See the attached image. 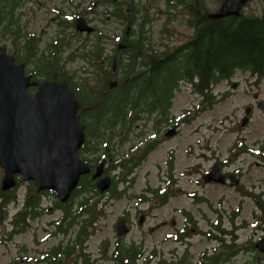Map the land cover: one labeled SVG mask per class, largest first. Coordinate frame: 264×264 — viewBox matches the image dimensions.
<instances>
[{"label": "flooded vegetation", "instance_id": "flooded-vegetation-1", "mask_svg": "<svg viewBox=\"0 0 264 264\" xmlns=\"http://www.w3.org/2000/svg\"><path fill=\"white\" fill-rule=\"evenodd\" d=\"M107 1L108 3L106 0H100V2L105 4H103V9L98 10L99 13L102 10L107 16H109L111 8L113 7L111 6L112 1H121L124 7L130 3V0ZM47 6V0H12L11 7L14 12V19L17 18V21L11 25L9 30L13 32H16L17 30L22 31V29L37 31L39 29L38 26H41L42 31H44V28L52 30L51 27L57 28L59 32L74 30L75 33L72 36L73 40H78L76 41L78 44H83L85 38L80 37V35L91 34L93 31L95 33L99 27L88 17V13L75 11V0H62L61 4H58L51 9L47 8ZM125 9L129 10V7L127 6ZM48 10L52 13L51 20L39 24V19L44 20ZM98 11L91 10L89 12L98 13ZM24 15L27 16L23 21ZM79 16H84L87 21L95 27V29L91 32L78 30L76 21ZM113 16L114 18H117L114 14ZM118 19L124 24L127 23V26L121 34L116 36L117 40L115 42L117 47L115 48L114 53H110V55H113L112 61L109 62L106 61L105 58L102 59L103 63H107L106 67L109 70L107 83H109L111 78L117 79L118 81L120 80V74L117 72L118 59L121 56L127 55L128 52H125L128 48L127 44L122 48H118V43L121 41L124 42L123 38L125 34H130L131 27L128 28V26H131V23L129 18L122 19L119 17ZM104 21L108 22L107 20ZM58 35L59 34H56L54 37L56 38ZM59 36L58 39H55L51 43L52 47L50 51L46 53V51H42V47L38 45V39L36 36L29 35L25 31L24 45L10 51L15 55L17 62L25 63L26 73L31 75L32 79L43 80L53 77L59 78L58 74H62V72L66 71V74L73 75V80H75V53L77 54V52L74 49V53H72V56L74 57L72 60L74 67H69V61L65 62L62 59V51L66 48L62 44H70L68 42L71 37L65 36L64 38V35ZM165 49H158V52L164 51ZM37 52H40V55L34 60ZM46 55L50 56V60H56L55 67L41 66ZM165 55H167V53ZM115 57L117 58V62L116 68L114 69L113 60ZM59 64L63 67L59 68ZM86 65H89L92 70L87 73L84 71L81 76H78L80 79H85L87 78L84 75L86 73V76L90 75L91 78H94L98 72L96 71L95 66L89 61L85 62L82 66L85 70H87ZM62 79L66 78H61L60 80ZM81 82H76V85L74 84V86L71 87L81 101V106L78 112L81 115V121L84 124L86 131V139L80 147V155L90 165L91 169L88 173L82 175L78 186H80V183H83L86 179L92 180L95 185L94 187H96L94 189L99 190L97 194L105 195L109 198L105 200H91L87 205L86 200L75 199L77 190L74 188L70 198L63 201L58 197L57 192L54 189L39 190L37 184L32 182L33 180H23L21 176L18 177V180L31 181L30 183H33L35 188V192L32 193L31 196L40 192L41 200L38 202L28 200L27 202L26 194L30 191L29 187H27L24 192L22 205L13 217L14 221H22L24 227H27L28 224L32 225V221L35 218H42L43 215L49 214L50 218L47 220V223L53 225V228H50V231L45 232L46 236H44L42 240L45 241L49 237H54L56 235L72 237L71 243L66 246L60 241L49 248H44L39 253L40 256L38 258H36V256L29 258V263L31 261H37L39 264L77 263L81 254L78 253L75 255V250L79 249L80 252H82L83 249L87 250L88 239L91 237L88 235L89 230L87 229V226L89 228L90 225H93L96 228L94 234L99 237V233L103 230H97V220L100 218L101 213H103L105 217H109L110 215V212L106 211V205L104 203L112 204L118 201L117 198L124 196L125 192L133 185L125 183V188L119 189L118 184L115 183V176H117V174L113 173L115 168L117 171L128 169L125 175L130 174L137 166L142 165L146 161L149 153L157 148L161 141L169 136L172 137L173 129L172 131H169V128L172 126L177 127L178 132V124H171L168 120L166 123H169V125H167L164 130H159V128L156 130V133L162 137L160 140L153 138L144 143L142 147H137L134 150L132 147L126 148L124 152H121L122 156H120L119 162L113 165L109 160H115L113 158L114 155H108L107 151L117 154V150L120 149V137L117 140L112 139L113 142H110L111 135L109 131L107 136L108 139L106 141L103 140L101 143L98 142L99 137H95V135L98 133L97 127L100 124V121L93 118H86V113L91 110L92 105H88L85 102L88 89H86L87 87L83 89L79 85L82 84ZM118 84H116L115 87H117ZM29 90L34 93L36 87L31 86ZM248 92L256 99V101H250L249 104L246 105V108L250 107V112L244 114L242 117H248L247 123L250 122L255 109H262L264 107V91L249 89ZM223 95L227 96L229 95V92H225ZM169 109L166 113H160L163 118L159 119L158 123L166 121L165 116L168 114ZM157 126V121L155 120L154 127L157 128ZM119 130H123L120 136L126 135L125 128H120ZM131 132L132 129L130 130V133ZM130 139L131 137L129 134L128 138L121 143H126V141H130ZM261 141L263 142V151L260 153H251L250 151H247L246 148H241L236 143H233V147L230 151L232 156H228L227 158H214V160H212L206 167H203V159L200 156L201 154L199 155L200 161L198 163H193L189 157L185 164V169L181 171L180 174L185 176L195 174L196 177L192 178V180L197 182L196 185L201 188L200 192L199 189H187L185 186L187 184L180 186L178 179L177 183H171L172 180H176V166L179 163L176 154L171 151L168 152L165 164L168 163L169 165L167 174H169L170 177L164 176L162 178V181H167L168 184H145L141 189L135 191L132 194L134 199L126 207L120 210L114 223H112L110 227L103 228L106 230V235L101 237L100 240L101 245L106 247L105 250L100 252L97 259H87L85 254L82 264H109V260L112 261V264H139L141 258L145 260L144 264H209L210 259H213L210 262L223 264L224 262L232 260L241 250L249 251L251 249L258 252L256 257L255 255L253 256L254 261L252 262L264 264V250L258 246L259 240L264 238V137ZM110 147L111 150H109ZM121 148H123V146ZM235 148H238V150L235 151ZM139 151L140 153H138ZM96 152H99L100 155H97ZM87 153L90 155H86ZM158 166H162V163L158 162ZM258 167H261L262 169L258 170ZM212 168H215L216 170L219 169L214 175L221 179L217 180L211 176L205 177V174ZM254 168H256V170L255 172H252ZM95 172H100L101 175L94 177ZM158 172L159 169L155 168L152 171V173H156L158 179H160ZM246 173H248V182L246 180ZM107 175L112 177V183L109 188L101 191L97 186V181L100 177ZM21 184H23V182ZM208 184L216 185L217 188L221 189L223 192H225L227 187L233 188V196L237 197V201L227 217L229 224L224 219L221 211L215 210L217 216L212 219L211 216H213V214L209 211V205L206 206L207 208H202L201 204L203 202L206 203L207 200H210L212 203V197L206 195L205 192V188L209 186ZM53 191H55V193ZM48 193L56 195L57 199L53 203L45 205L43 195ZM185 198H190L189 201L193 204V207H189V201L182 203ZM229 198V195H220L218 200L219 202H223V200ZM17 200L18 197L12 202ZM247 202L254 204V207L250 212L251 215L253 214V220L249 222L245 216L237 222V219L243 215L245 204ZM165 208H167L166 216L163 211ZM6 210L7 208L5 206H0V218L5 215ZM248 214L249 211L247 212V216ZM254 221L257 223L254 225L256 227L253 234L258 233L255 237L257 240L253 241L251 238L248 239L250 241L244 242L241 246L237 245L235 240L241 236V231L249 230V225H252ZM202 223L210 224L211 229L208 230L207 228L202 227ZM165 226L168 228L166 233L159 237L157 233H159ZM75 228H77L76 239ZM218 230L220 233L214 234V232ZM72 231H74V234L71 236L70 234ZM198 235L203 237L209 236L210 239L218 240L219 243L217 246H213L211 252L208 251V249L193 251L190 249L191 246H199L201 242H203L201 238L196 243L192 242V239ZM227 235L233 237L234 241L232 243L226 239ZM168 239L172 240V246L168 250H164L162 246L165 243V240ZM81 240L82 243L79 244L78 242ZM79 245H81V247H79ZM111 247H113V249L109 251V248ZM250 263L251 261L249 260L243 262V264Z\"/></svg>", "mask_w": 264, "mask_h": 264}, {"label": "rangeland", "instance_id": "rangeland-1", "mask_svg": "<svg viewBox=\"0 0 264 264\" xmlns=\"http://www.w3.org/2000/svg\"><path fill=\"white\" fill-rule=\"evenodd\" d=\"M42 1V0H41ZM44 1V0H43ZM141 3L142 6L146 9V12L149 13V19L147 23L144 25V34L147 36L149 43L155 47V49H165L171 51L183 44L186 40H188L193 34V26L190 23V15L188 13V8L186 5L180 0H136ZM208 8L210 10H215L221 4L220 0H205ZM48 6L47 8L51 9L54 6L61 4L62 0H47ZM103 2L100 0H75V11L86 12L88 13V17L93 20L96 26H99L102 31L99 30V35H101V45L103 47V51L105 54L114 53L116 45V36L121 34L122 31L126 28L127 23H123L120 19L114 18L112 15L109 16L103 15L102 13H93L89 11H98L103 9ZM128 5H125L127 7ZM245 13H255L261 14L264 12V0H249V2L244 6ZM102 11V10H101ZM100 14V15H98ZM24 15L23 21L25 20ZM145 16H140V19H146ZM52 18V13L48 10L46 14V18L44 20L39 19L38 23L43 24L45 21H50ZM107 20L108 22H105ZM39 29L30 30V29H22V32H27L29 35H35L38 39V45L42 47V51H46L48 53L52 47V42L55 39H58L59 35L70 36V40L68 43L70 44H62L66 48L62 51V59L63 61H69V67H74V63L72 60L74 57L72 53H74V49L77 52L75 53V78L83 89L90 88L94 90V87H91L93 80L97 83L98 87L107 86V81L97 80V77L100 78V72L91 78V76H86L88 71H91L89 65H86L87 70L83 69L82 66L85 62H88L85 53L93 48V43L96 41V34L94 31L91 34L80 35V37H84L85 41L83 44H78L73 40L74 30H69L66 32H59L57 28L51 27L52 30H47L44 28L42 31L41 26H38ZM137 28L138 26H134ZM59 34L56 38L54 35ZM138 32L136 30L135 35ZM0 43L6 45L8 50H12L14 48H20L25 43V39L22 37H17L15 33L11 30H8V35L0 38ZM72 44V45H71ZM50 45V46H49ZM68 47V48H67ZM165 51V50H164ZM11 52V51H10ZM40 55V52H37L34 60ZM126 56V55H124ZM111 68V67H110ZM86 71L84 74L85 79H80L78 75H82V73ZM81 73V74H80ZM91 78V79H90ZM237 82L234 84V82ZM233 82V83H232ZM235 86H233V85ZM260 90L264 91V80L261 82H256L254 77H252L248 72H238L232 79L227 82L223 81L215 87L216 97L212 106L209 107L206 101L201 99V96L191 90L190 86H183L180 90H177L176 95L173 97L172 104L170 105V109L168 114L165 116V122L158 123L159 119L163 117L159 112L153 113V115L148 116L144 114L143 118L137 120V122L133 123L132 132L130 133V141H126V143H120V149L117 150V154H113V158L109 160L113 165L119 162L120 156H122L121 152H124L126 148L132 147L133 150L137 147H142V145L153 138L160 140V135L156 133V130L165 129L169 123H177L178 124V132L177 127L169 128V131H172V137H168L160 142V145L152 150L147 156L146 161L137 166L133 172L125 175L128 169L124 171H113V173L117 174L115 176V182L118 184L119 189L125 188V183L133 184L128 191L125 192L124 196L117 198L118 201L107 204L106 211L110 212L109 217H105L103 213L100 214V218L97 220V227L99 231L103 230L99 233V237H97L95 233L96 228L93 225H90L88 235L91 236L88 239L87 250L82 252L75 250V255L78 253L81 254L80 258H78V262L75 264H82L84 260V256L86 254L87 259H97L98 255L101 251L105 250V246L101 245L100 238L106 235V230L103 228L110 227L112 223H114L115 218L120 213V210L126 207L134 197L132 194L141 189L145 184H168L167 181H162L164 176H169L167 171L169 170L168 163L165 164L167 160L168 152H173L176 154L178 159V165L176 166L175 172V181H171V183H177V179L179 181L180 186L185 185L187 189H199L201 188L197 186V182L192 180L196 175L193 174L191 176L181 175L180 172L185 169V164L188 161V158H191L193 163H198L200 160L199 155L203 159V167L208 166L214 158H227L228 156H232L230 153L233 143L239 145V147L246 148L247 151L251 153H260L263 151L262 145L263 142L261 139L264 137V107L262 109H255L253 115L251 116L250 122H246L245 124H241L243 121V115L247 113L246 105L249 104L250 101H256V99L248 92V90ZM225 92H229V95L224 96ZM257 108V107H256ZM157 121V128L154 127V121ZM169 123H166L168 122ZM104 125L101 127L100 132L98 134V142L101 143L103 140L101 136L108 133L110 131L109 128ZM117 131V130H116ZM123 130L118 129V133L121 135ZM163 134V133H162ZM161 134V135H162ZM156 136V137H155ZM113 140L119 139V136H113ZM123 146V148H121ZM138 148V149H139ZM137 149V150H138ZM238 148H235L237 151ZM140 153V151L138 152ZM97 155H100L99 152H96ZM90 155V154H86ZM244 156V155H242ZM158 162L162 163V166H158ZM168 165V166H166ZM244 167V166H243ZM159 169L158 174L160 175V179H158V175L152 173L153 169ZM187 169V168H186ZM261 167H258V170H261ZM256 168L252 170L255 172ZM3 168L0 166V186L3 177ZM246 175V180L248 177V173ZM252 180V179H251ZM31 181H23L17 189V197L18 200L15 202H9L6 206L7 210L5 215L0 218V264H39L37 261H31L29 263V258L36 256L38 258L39 253L44 248H49L55 243L63 242V245L71 243L72 237H66L63 235H56L54 237H49L47 240L43 241L42 239L46 236L45 232L50 231V228H53V225L48 224L47 220L50 218L49 214H45L42 218H35L32 221V225L28 224L27 227H24L22 221L15 222L14 215L16 211H19L22 200L24 197V192L27 187H30L32 193L35 192L34 184L30 183ZM248 182V180H247ZM205 188L206 195H210L212 197V203L210 200H207L206 203H202L201 206L204 209L207 205H209V211L213 214L211 218L213 219L217 216V211H221L224 219L228 222V215L230 211L233 209L236 204L237 197L233 196V188L227 187L225 192L221 189H218L216 185H210ZM224 188V186H223ZM220 195H229L230 198L223 200V202H219ZM109 197L105 195L95 194L92 197V200H105ZM44 204L53 203L57 197L52 193H48L43 195ZM190 199V198H189ZM188 198H185L182 203H186L189 201ZM189 207H193V204L189 201ZM254 207V204L251 202H247L245 204L243 215L237 219L239 222L242 217H247L248 221L253 220V214L251 215V210ZM207 208V207H206ZM165 216L167 215V208L163 209ZM249 214L247 216V212ZM46 212V211H44ZM257 222L254 221L252 225H249V230L241 231V236L235 240V243L241 246L244 242L256 241V234L254 233V226ZM202 227L210 230V224H201ZM258 226V224H257ZM24 227L23 229H21ZM16 229V230H15ZM20 229V230H19ZM167 226H165L158 234V236H162L167 231ZM77 228H75V239L77 237ZM138 232V230H137ZM219 234V230L214 232V234ZM74 234V231L71 232V236ZM203 240L199 246H191L190 249L193 251L208 249V251H212L214 245H218V240L210 239L209 236L203 237L201 235L195 236L192 239L193 243L199 241V239ZM226 239L229 242H233V237L227 235ZM86 241V240H85ZM82 243V240L78 242ZM172 246V240H165L163 244V249L168 250ZM81 247V245H79ZM113 247L109 248L111 251ZM258 254L256 250H244L240 251L232 260L228 262H224L223 264H243L245 260L251 261L250 264H260L254 261L253 256ZM149 255V254H147ZM160 257V256H157ZM35 259V258H34ZM154 259V258H153ZM213 259L209 260V264H217L216 262H210ZM259 260V259H257ZM142 258L139 261V264H144ZM109 264H112V261H108ZM43 264V263H41ZM221 264V263H218Z\"/></svg>", "mask_w": 264, "mask_h": 264}, {"label": "trees", "instance_id": "trees-1", "mask_svg": "<svg viewBox=\"0 0 264 264\" xmlns=\"http://www.w3.org/2000/svg\"><path fill=\"white\" fill-rule=\"evenodd\" d=\"M180 1L188 8L193 34L171 51L165 49L160 52L149 43L144 34V25L149 19L144 6L136 0H130L128 10L121 1H112L110 15L129 18L131 32L123 38L128 45L125 52H128L118 59V86L110 88L108 83L106 87L97 88L99 84L93 80L91 87L94 90L86 88L85 102L92 105L91 110L85 112L86 118L100 121L95 137H99L101 127L107 125L110 129V142H113V136L116 135L120 137L119 143L125 141L133 123L143 118L144 114L151 116L155 112L166 113L177 90L183 86H190L210 107L217 94L215 87L223 81L229 82L238 72H248L256 82L264 80V12L249 14L242 9L238 15L213 17L209 16L211 10L205 0ZM11 2L12 0H0V38L8 35L11 25L17 21V18L14 19ZM106 2L108 3L107 0ZM100 13L106 15L103 11ZM145 15L146 19H140V16ZM135 25L138 27L135 28ZM99 30L102 31L100 27L95 31L97 38L92 44L93 48L84 56L100 72L101 77H97V80L106 82L109 70L102 59L111 62L113 55L104 53ZM14 33L17 37L24 38L21 30ZM41 66L55 67L56 60H50V56L46 55ZM58 67L63 66L59 64ZM58 75L59 78H66L71 86L78 82L76 78L73 80V75L66 74V71ZM120 128L126 129L125 136H120L117 132ZM101 139L106 141L108 137L103 134ZM107 153L115 154L110 151ZM22 182L19 179L16 186L9 190H3L0 186L1 207H6L9 202L17 199L16 191ZM94 186L92 180H84L76 187L75 199L86 200L88 205L99 191ZM29 189L26 194L27 202L40 201V192L31 196L32 190L30 187Z\"/></svg>", "mask_w": 264, "mask_h": 264}, {"label": "water", "instance_id": "water-1", "mask_svg": "<svg viewBox=\"0 0 264 264\" xmlns=\"http://www.w3.org/2000/svg\"><path fill=\"white\" fill-rule=\"evenodd\" d=\"M249 0H223L209 16L222 17L240 14ZM77 29L91 32L95 29L84 16L76 21ZM131 26L129 25L128 28ZM126 46L119 42L118 48ZM117 58L113 60L116 68ZM117 79L111 78L114 87ZM237 83L236 81L234 84ZM35 86L32 93L29 88ZM81 101L66 79L57 77L32 79L26 73L25 63L17 62L8 47L0 43V166L3 168L1 188L16 186L18 177L33 180L39 190L54 189L65 201L70 198L90 165L81 157L80 147L86 139L81 121ZM250 107H247V113ZM248 117L242 121L245 124ZM212 168L205 174L217 180ZM95 172L94 177L100 176ZM111 176L97 181L101 191L109 188ZM258 246L264 250V238Z\"/></svg>", "mask_w": 264, "mask_h": 264}]
</instances>
